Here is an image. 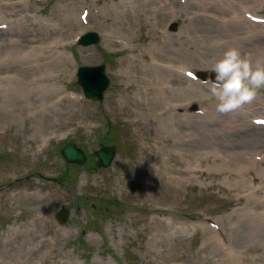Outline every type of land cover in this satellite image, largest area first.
Returning a JSON list of instances; mask_svg holds the SVG:
<instances>
[{"label": "rangeland", "instance_id": "rangeland-1", "mask_svg": "<svg viewBox=\"0 0 264 264\" xmlns=\"http://www.w3.org/2000/svg\"><path fill=\"white\" fill-rule=\"evenodd\" d=\"M196 1L25 0L10 16L0 4V19L22 11L35 23L13 29L30 35L29 47L50 44L51 53L65 56L61 64L51 58L25 72L0 69V264H264V126L249 113H218L208 78L201 77L213 73L229 43L264 59V33L240 35L244 24L264 28V0H224L230 7L214 0L205 17ZM81 4L89 9L85 31L59 19L60 7ZM220 9L226 16L238 10L240 22L207 17L222 15ZM205 23L219 29L218 38L200 35ZM88 32H97L100 43L79 46ZM155 33L163 34L160 41ZM149 44L165 57L158 65L165 97L143 81ZM99 65L111 83L104 100L93 103L83 97L76 72ZM196 83L200 88L188 91ZM168 101L181 109L159 117ZM249 107L264 116V90L241 109ZM71 142L88 156L112 144L118 154L108 169L90 173L93 158L70 167L66 177L59 152ZM254 155L258 165L251 164ZM243 166L249 171L238 175ZM63 206L71 213L61 225L56 215ZM11 229L13 245L6 242Z\"/></svg>", "mask_w": 264, "mask_h": 264}, {"label": "bare ground", "instance_id": "bare-ground-1", "mask_svg": "<svg viewBox=\"0 0 264 264\" xmlns=\"http://www.w3.org/2000/svg\"><path fill=\"white\" fill-rule=\"evenodd\" d=\"M4 1H6V0H0V4H2L3 6H6L7 8L6 9L0 8V9L3 11V13H6V16H10L12 12L19 9L21 7V5H24V2H25V0H21L22 3L21 2H8L9 4H7V3H4ZM28 1H30V0H28ZM132 1L138 2V4H141V5L149 4L151 6L154 2V0H132ZM200 1H201V5L199 6L200 8H198V9L200 12H203L202 15H203V17H205L204 16L205 12H209V11L213 10V8L215 6V5H213L214 0H200ZM215 2L219 4V0H215ZM189 3H190V0H189ZM195 3H197L196 0H195ZM231 4H232L231 2L230 3L224 2L222 6H225V7L229 6L230 7ZM129 5H132V4L130 2L124 1V6L129 7ZM119 6L121 7V4L118 5L117 8H120ZM60 8L63 11V13L60 15L59 19L62 20V22L65 25L76 27V28L79 27L81 29V31H85L87 29V25L80 20L81 15L83 13H85L83 11L85 8L84 5L81 4V6H76L74 9H70L67 7H60ZM215 8H216V6H215ZM237 9H239V11L242 9L241 11L244 13L251 10L248 6L242 5V4L240 6H238ZM220 11L222 12V15H220V16L212 14V15H207V17H209V18L212 17L213 19L218 20V22L226 23V24H230L231 21L240 22L241 15L236 13L238 10L236 12H231L232 14H229L227 16L223 14V13H225L224 11H222L221 9H220ZM128 12L129 11H126L125 13H128ZM154 12L158 13L160 11L154 10ZM18 15L19 16L16 19H10L9 20V24L12 25V26L9 25V28H8V26L5 27V24L7 22H4V19H3V21H0V29L1 28L2 29H6V28L9 29V31H7V32L5 31L6 33H3L0 31V69L7 70L10 67L14 66L18 71L25 72L26 69L36 68L40 63L48 62L47 59L50 60L51 58H52L51 63H54L56 65L61 64L65 60V56L59 54L58 52L51 53L53 51V48H52L53 46H51L49 44L48 46H39V47H31L30 46L29 47L28 44H30V42H31L30 35L23 32V31L19 32V31L13 30L15 28L24 26L25 15L22 13V11H19ZM91 20H93V16L91 17ZM6 21H8V20H6ZM13 26H14V28L10 30V28ZM262 26L263 25H255V24L245 26V24H244L243 27H244L245 31L240 32L241 33L240 35L243 38H245V37H247V38L248 37H256L257 35H261L264 33V31H263L264 28ZM46 27H48V25H46ZM73 29H75V28H73ZM50 31H51V29H50ZM218 31H219V29H216L215 27H211L210 25H207L205 23L204 29L201 31L200 35L203 37L205 36L208 39H209V37L218 38L216 35V33ZM164 33H166V32H164ZM6 35H8L9 37H5ZM231 35H234V33H232ZM153 36H154L153 38L155 41H158V40L160 41V38L163 36V34H161V33L156 34L155 33ZM105 38L108 42H111L112 44L117 43V42L120 43L119 40L114 39L110 35H107ZM27 46L30 49H28V51H24L23 48H25ZM57 46H58V44H57ZM229 47H237V46L229 43L227 45V48H229ZM132 51L137 52L135 48L132 49ZM253 52L254 51L252 50V53ZM245 53H246L245 55H247V54L249 55L250 51L246 50ZM143 59H145L147 62V66H146V68L144 70V74H143L145 76L143 81L145 83L149 82L151 84H154V85H156V87H160L162 89L163 96L165 97L169 88H167L165 86L166 79H165L164 75L162 74L163 69H161L160 66H158L161 63H166L164 61H160V60H165V57L160 55L152 44H149L148 47L146 48L144 55H143ZM155 67H156V69H155ZM177 68H178L177 72H180L182 69L181 66H177ZM196 85L197 86L192 84L188 88V91L195 92L198 89V87L200 86L198 83H196ZM198 92H201V89H199ZM195 94H198V93L196 92ZM202 94L203 93H200V95H202ZM191 96H192V101H194L195 100L194 96L193 95H191ZM65 98H66V100L73 99V98L67 97V96ZM189 104H190V102H189ZM164 108L165 109L163 110V112L158 114L159 117L169 115L170 114L169 112L172 111V108L177 110L179 108L181 109V106H180V104H173V101H170V102L168 101ZM236 113L243 114L244 116H246V114L249 113L251 119L256 118V117L258 119H260V118L264 117V116H260V115L258 116V114H262V113L261 112L257 113L256 109L255 108L253 109L251 107H249V109L246 110V112L243 109H240V110H237L234 112V114H236ZM192 116L193 115H189V117H192ZM238 116L239 115H237V116L234 115V117H238ZM198 117H201V116H198ZM253 129L256 130L255 128H253ZM257 133L259 134V132H257ZM248 134L251 136V135H255L256 132L254 131V132H252V133L250 132ZM244 154H245V152L242 153V156ZM244 156L246 157V155H244ZM250 160H251V164H253V165L257 164L258 165L259 163H257V162L260 159L254 155V156L250 157ZM248 166L250 167V165H248ZM248 171H249V168L243 166L240 169L236 170V173L238 175L243 176V174H246ZM254 192L258 193L256 190ZM252 195L253 194H250L248 196H252ZM254 195H256V194H254ZM3 198H4V194L0 193V199H3ZM263 201H264V199H263ZM260 202H262V201H259L258 203H260ZM14 231H15L14 229H11V231L8 235V238L6 239V242L10 245H13V241L15 240V238L11 237V233ZM39 245H40L39 243H36L35 249H34V247H32L31 252L37 250Z\"/></svg>", "mask_w": 264, "mask_h": 264}, {"label": "clouds", "instance_id": "clouds-1", "mask_svg": "<svg viewBox=\"0 0 264 264\" xmlns=\"http://www.w3.org/2000/svg\"><path fill=\"white\" fill-rule=\"evenodd\" d=\"M214 77L205 83L216 99V111H237L264 90V59L245 55L238 47L227 48L211 65Z\"/></svg>", "mask_w": 264, "mask_h": 264}, {"label": "water", "instance_id": "water-1", "mask_svg": "<svg viewBox=\"0 0 264 264\" xmlns=\"http://www.w3.org/2000/svg\"><path fill=\"white\" fill-rule=\"evenodd\" d=\"M96 42H98V37L96 34H89L85 36L81 41V43L84 45H89ZM104 71V66L95 68H81L79 72V84L83 87L87 97L93 99H102L103 92L109 85V80L105 76ZM62 155L70 163L83 164L85 161V156L82 151L78 150L74 145H68L62 151ZM96 155L100 158V162L98 164L99 166L109 167L111 165V162L115 158L116 149L114 147L104 148L101 151L97 152ZM67 214V212L63 211L59 215V219L61 222H64Z\"/></svg>", "mask_w": 264, "mask_h": 264}]
</instances>
